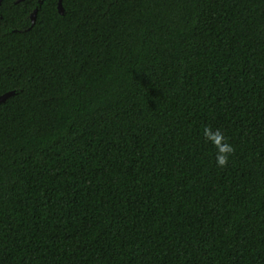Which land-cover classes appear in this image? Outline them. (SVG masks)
<instances>
[{"label":"trees","instance_id":"16d2710c","mask_svg":"<svg viewBox=\"0 0 264 264\" xmlns=\"http://www.w3.org/2000/svg\"><path fill=\"white\" fill-rule=\"evenodd\" d=\"M61 4L0 2V264H264V0Z\"/></svg>","mask_w":264,"mask_h":264},{"label":"clouds","instance_id":"9594fccd","mask_svg":"<svg viewBox=\"0 0 264 264\" xmlns=\"http://www.w3.org/2000/svg\"><path fill=\"white\" fill-rule=\"evenodd\" d=\"M203 135L206 142L211 143L216 150L214 155L216 166L219 168L226 167L230 157L235 152V148L228 137L219 129L213 130L210 125L204 126Z\"/></svg>","mask_w":264,"mask_h":264},{"label":"water","instance_id":"95a60500","mask_svg":"<svg viewBox=\"0 0 264 264\" xmlns=\"http://www.w3.org/2000/svg\"><path fill=\"white\" fill-rule=\"evenodd\" d=\"M16 1H20V0H16ZM61 1L62 0H57V10L59 11V13H62L63 12V7H62V4H61ZM1 2V0H0ZM36 8H34V10L32 11V14H31V24H33L34 22V18H35V14H36ZM13 93V91H8V92H5L3 94L0 95V103L1 102H4L5 99L10 96L11 94Z\"/></svg>","mask_w":264,"mask_h":264}]
</instances>
